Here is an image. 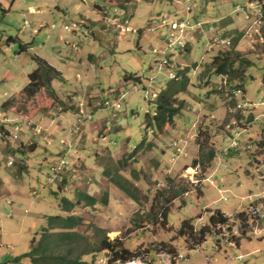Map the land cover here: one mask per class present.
I'll use <instances>...</instances> for the list:
<instances>
[{"label":"rangeland","instance_id":"rangeland-1","mask_svg":"<svg viewBox=\"0 0 264 264\" xmlns=\"http://www.w3.org/2000/svg\"><path fill=\"white\" fill-rule=\"evenodd\" d=\"M33 1L36 0H0V111L8 99L4 93L10 97L27 84V76L35 68V53L57 64L62 78L52 84L58 98L55 104L45 90H40L19 120L0 117V148L2 140L5 142L0 185L8 186L10 192L0 199V264H29L20 256L29 251L32 240L39 239L40 230L46 226L44 213L82 217L84 222L76 230L92 247L105 237L118 241L124 249L140 253L141 259L133 260L134 264H163L159 262L161 252L169 255V264H249L251 260H238L237 256L252 249L264 232L256 235L251 228H245L237 237L230 235L228 243L217 244L211 231L200 249L192 251L176 231L183 220L190 219L195 229L207 225L209 211L215 209L227 214L238 211L229 217L231 220L239 213L245 218L249 196L261 195L259 203L264 206V178H259L260 174L264 176V167L260 166L264 139V95L260 86L264 69V0H107L109 8L114 6L123 14L119 23L127 17V25L134 32L115 35L112 27L104 23L108 10L96 9L101 25L95 41L94 28L88 22L79 23L73 12L62 16L52 6H43L44 15H28L25 7ZM13 2V8L8 10ZM187 6L191 8L190 17L198 15V27L181 36L184 47L174 52V65L169 68L174 80L184 76L189 81L186 91L178 96L184 104L176 126L157 135L152 127H146L145 115L152 117L156 95L172 79L165 70L152 67L153 59L159 56L151 50L161 48L163 30L151 29L163 14L175 19ZM40 24L43 29L39 31ZM214 38H226L230 45H211ZM11 39L25 43L28 51L19 53L18 42ZM232 51L239 56L229 76L216 74L211 66L213 57L227 56ZM85 56L88 62L84 60L81 65L79 59ZM131 74L141 76L140 83L124 81V75ZM237 90L240 93L234 96ZM107 94L120 99L119 110L94 107ZM80 103L90 107V124L80 126L66 138ZM62 115L66 120L58 122ZM233 117L239 122L236 125L240 134L237 146L228 147L227 141L217 136L229 135L225 126ZM54 128L64 135L53 143ZM199 128L210 134L208 145L202 149L197 144ZM65 138V143L60 144ZM54 144L56 148H52ZM51 148L49 161L44 154ZM210 150L222 163L215 169L213 166L214 172L207 160ZM64 154L68 168L59 175L61 180L49 181L50 163ZM9 160L13 161L11 166L7 165ZM47 160L49 164L44 162ZM109 168L111 175L118 171L128 188L134 189L137 201L103 176V170ZM18 180L22 181L21 189L13 193L16 189L12 181ZM77 190L99 202L89 207L80 204L71 213L60 210L59 200H74ZM104 196L105 205L100 203ZM171 196L175 200L168 204ZM166 206L169 211L163 220L160 212ZM227 224L232 230L233 223ZM259 226L263 228L264 221ZM93 227L104 232L96 233ZM240 241L242 248L237 250ZM86 248V243L75 245L77 252ZM102 252L108 256L107 251H101L83 258L90 264H108ZM178 255L184 259L177 260Z\"/></svg>","mask_w":264,"mask_h":264},{"label":"trees","instance_id":"trees-1","mask_svg":"<svg viewBox=\"0 0 264 264\" xmlns=\"http://www.w3.org/2000/svg\"><path fill=\"white\" fill-rule=\"evenodd\" d=\"M264 9V6H263ZM18 42L19 53L24 52L26 44L19 40H13ZM234 56V58L232 57ZM239 53L232 51L227 56L215 55L213 57L211 66L214 72L218 75L229 76V71L232 70L234 63L238 62L237 57ZM32 60L35 64L34 70L27 76V84L20 90L18 94H13L2 103L1 107L4 112L13 111L18 115H24L27 110L28 103H32L40 90H45L49 99L53 104L58 102L57 95L52 88L54 81L61 79L60 72L51 66L44 59L33 56ZM141 76L136 75H124V81L133 80L135 82L141 81ZM188 79L184 76L182 80H172L165 84L162 88L156 100L153 103L154 111L152 117L148 114L145 115L146 127H152L153 131L157 135H161L164 131L170 127L176 126V118L183 107V101L178 99L180 93H184L188 86ZM261 89L264 95V69L262 71ZM210 138L209 131L198 129L197 144L200 149L208 145ZM201 139H203L201 141ZM201 141V143L199 142ZM136 149L133 152H136ZM215 156V152L210 150L207 160H212ZM119 163V162H118ZM112 169V168H111ZM109 170H103V176L107 180L114 184L120 191L125 193L129 198L137 201V195L134 193V189L128 188L127 181L122 178L118 171H114L113 175ZM56 195V192H54ZM175 200V196H171L167 199V203L170 204ZM99 201L87 194L77 190L74 200H68L61 198L59 200L60 210L63 212L71 213L80 204H84L86 207L94 206ZM100 203L105 205L107 203V197L104 196ZM169 209L168 206L161 209L160 217L165 220ZM237 216V217H236ZM236 218H241L242 213L237 214ZM228 217L225 216L220 210H213V214L209 215L208 224L195 229L192 225V221L183 220L176 231L177 236L182 237L188 247L190 245H201L205 242V236L207 233L213 231V227L216 225H226L228 223ZM46 226L40 230L39 239L37 241L32 240L30 249L28 252L22 254L20 257L26 258L29 264H90L84 260V256L94 255L97 252L107 251L108 264H124L136 259H141V255L138 251L130 252L122 247L121 244L114 241H109L108 238H104L100 243L93 247L88 243L87 238L79 233L76 228L83 224L84 220L80 216L73 214L60 216V215H47L45 216ZM96 233H103V229L93 227ZM86 243L87 248L77 252L75 245L77 243ZM218 244V241L216 240ZM190 249V248H189ZM171 253H174L172 250ZM19 257V258H20ZM16 261L18 258H15ZM134 264V263H133Z\"/></svg>","mask_w":264,"mask_h":264},{"label":"built area","instance_id":"built-area-1","mask_svg":"<svg viewBox=\"0 0 264 264\" xmlns=\"http://www.w3.org/2000/svg\"><path fill=\"white\" fill-rule=\"evenodd\" d=\"M190 12L191 8L189 6L185 7L184 12L182 15L177 16L175 19H170L168 15L163 14L159 19L157 20V24L152 27L151 30L161 29L163 30V44L161 48L159 49H152L151 52L154 55H158L159 58L153 59V66L155 65L156 70L159 71L165 70L167 72V77L169 79H176L174 74L172 72H169V68L174 65V52H176L178 49H182L184 47L181 36L185 32H191L194 31L198 27V24L196 22L192 23L190 19ZM108 24L112 25L115 32L118 34H126L133 32V30L127 25L128 21L124 20L122 23H119L121 16L117 12L116 9L113 10V15L106 16L103 18ZM72 27L79 28L78 25L72 24ZM65 29H68L65 27ZM211 45H218L220 47H225L230 45V41L226 38H214L211 42ZM168 54V56H167ZM236 93H240L239 90L233 91V95L235 96ZM155 95V94H154ZM120 99H116L113 97L112 94H107L106 98L100 99L99 101L95 102L94 107H99V109H113V110H119L120 109ZM240 105H238V108ZM98 109V110H99ZM92 118V114L88 112L84 106L83 103H80L78 105V110L75 116V120L73 123V129H71L68 132V135L66 138L70 137L75 133L77 130H79V127L85 124H90ZM109 124L108 121L104 124L107 128V125ZM237 123L233 120L230 124H227L225 126V129L229 133L227 137L229 138L230 142L228 144V147H235L237 146L236 138H238L240 134V130L238 129L239 126L236 125ZM18 127H15V131H18ZM233 136V137H231ZM16 138V136H14ZM65 139H62L59 141L60 144H64ZM260 151H262L261 154V163L260 166L264 167V139L261 140V147ZM12 160H9L7 165H12ZM68 160L66 154L62 155L61 157H58L56 161L50 163L49 165V176L48 179L51 182H58L60 180V174L64 172L68 168ZM259 178H264L263 175L260 174ZM261 199V195H254L248 197V207L245 211V218H236L234 220H231V218H228V223L232 222L233 227L232 230L229 231L228 225H216L213 227L214 235L216 237V240L218 241V244L221 243H228V237L232 235V237L239 236L240 232L242 234V231L245 228H251V232L258 235L261 232H264V227H260V223L264 221V206H262L259 201ZM213 211L209 212V215H212ZM202 225V224H200ZM203 227V226H202ZM201 245H190V249L192 251H197L200 249ZM159 262L164 264H169L170 257L166 252H161L159 255ZM244 256H237V259H242ZM184 259L181 255L177 256V260Z\"/></svg>","mask_w":264,"mask_h":264},{"label":"crops","instance_id":"crops-1","mask_svg":"<svg viewBox=\"0 0 264 264\" xmlns=\"http://www.w3.org/2000/svg\"><path fill=\"white\" fill-rule=\"evenodd\" d=\"M98 1V3H94V2H92L91 0L90 1H87V0H72V1H66V2H63V1H61V0H41V1H38V0H36V1H33V2H35V3H30V5H27L26 7H25V11H26V13L28 14V15H38V16H41V15H44L45 13H44V10H43V6L45 7V8H48V9H50L51 8V6H52V8L54 9V11L55 12H57L58 13V15H62V16H66L67 14H69L70 12H73L75 15H77L78 16V21H79V23H82L83 25L84 24H86V22H88V24L92 27V28H94V31H93V40L95 41L96 40V38H97V36L99 35V26L101 25V18H100V13H98L99 11H97L96 9H106V12H107V10H108V13H111V10L114 8V6H112V7H110L109 8V4H111V3H109L107 0H97ZM15 2V1H14ZM14 2H13V4L12 5H10L9 6V8H8V10H11L12 8H13V6H14ZM91 2V3H90ZM7 2L6 1H2V4H6ZM65 3H69V6L68 7H66V5H65ZM2 4L0 3V7L2 8L3 6H2ZM45 4V5H44ZM38 6V7H37ZM84 8V9H83ZM87 8H90V10L88 11L87 10ZM66 10V11H65ZM119 11H120V9H118ZM121 12V11H120ZM41 19V18H40ZM199 19H198V15L197 14H193L192 15V17H191V21L192 22H196V21H198ZM154 22V21H153ZM105 23V22H104ZM81 24V25H82ZM43 29V26H42V24H40L39 25V31L40 30H42ZM142 35L143 34H141L140 36L142 37ZM157 37H159L158 36V34H156V39H157ZM159 41V40H158ZM21 42V41H20ZM155 43H157L156 42V40L154 41ZM160 42V41H159ZM159 42L157 43V44H159ZM162 42V41H161ZM137 48H140V46H139V44H137ZM28 51V49L27 48H25V51ZM35 55L36 56H38V57H40V58H42V59H44L46 62H48L51 66H53V67H55L59 72H60V74H61V76H62V69L59 67V66H57V64H54L52 61V63H50V61H48V59L46 60V56L44 55V56H42V54L40 53L39 55L38 54H36L35 53ZM87 56H88V58H90L91 56H93V55H90V54H87ZM87 56H85V57H83V58H81V59H79V61H80V64L81 65H83L85 62H84V60H87V62H88V58H87ZM91 58H94V56L93 57H91ZM35 65V64H34ZM62 78V77H61ZM260 86H261V83H260ZM20 92V91H19ZM18 92V93H19ZM17 93V94H18ZM4 97H7L8 98V95L6 94V93H4ZM89 98H92V95L91 96H89L88 98H87V102H88V99ZM84 99V98H83ZM2 105V104H1ZM92 105H93V102H92ZM89 109V110H88ZM86 110L87 111H90V107H87L86 108ZM218 111V110H217ZM225 112V111H224ZM223 112V114L221 115V116H224V113ZM6 117V118H8V120H19L21 117L18 115V114H15L13 111H7V112H4L3 110H2V107H1V111H0V117ZM219 112L217 113V118H219ZM213 117L214 116H210V119H213ZM61 119H63V120H66V118L62 115V116H60L59 118H57V120H58V122H61ZM231 120H234L235 122H237V123H239L238 121H236V119H235V117H233V119H231ZM241 124V123H240ZM241 126H243L242 124H241ZM24 127V126H23ZM220 133V132H219ZM51 134L55 137L54 139H52L53 140V143H54V141H55V139L57 138V137H60L62 134L64 135V132L62 131H60V130H58L57 128H54L53 130H52V132H51ZM23 135H25V136H27V134H26V132H23ZM217 137H223L225 140L224 141H227V146H228V144H229V140H226V137H227V135L226 134H219ZM62 138H64V137H62ZM228 139V138H227ZM21 141V140H20ZM22 141H24V140H22ZM49 141H51V139L49 140ZM4 140H2V145H1V148H0V158L4 155V153H5V146H4ZM11 147L12 148H15V146L12 144L11 145ZM39 148V147H38ZM37 148V149H38ZM44 148V146H42V149ZM52 148H56V145L54 144L53 146H52ZM49 149L48 150V152L46 153L45 152V154H44V156L50 161V157H49V154H51L52 153V151H53V149ZM44 150V149H43ZM44 157V158H45ZM45 158V159H46ZM217 159V153L215 154V156H214V158L211 160V165H212V167H211V169L213 168V166H214V169H215V167L217 166V167H220L221 165H222V163L219 161V160H216ZM2 160V159H1ZM44 161L45 163H47L48 162V164H49V161ZM27 164V163H26ZM28 167H27V169L25 170L26 171V174H28ZM190 169H192V168H190ZM211 169H208V171H210ZM214 169H212V171L214 172ZM18 173V172H17ZM22 174H24V172L22 173ZM13 183H14V185H13V188L14 189H16V191H14L13 193H16V192H18V190L19 189H21V182H19V180L18 181H12ZM32 194H33V192H32ZM9 196L10 195V192H9V188H8V186H4V185H0V199L2 198V197H5V196ZM6 196V197H7ZM5 199V198H4ZM2 200V199H1ZM2 202V201H1ZM7 202V201H6ZM9 204V203H8ZM221 211V210H220ZM222 213H224L228 218L229 217H231V216H233L235 213H237L238 211H234L232 214H227V213H225V212H223V211H221ZM47 215H49V214H46V213H44L42 216L44 217V220H45V216H47ZM252 242L251 241H248V244H251ZM255 246L254 247H252V249H250V250H247L246 251V253H244V254H241L242 256H244V258H248V261L249 260H251L250 261V263L249 264H264V236H260V237H258V238H256V240H255V244H254ZM231 246V244H229V247ZM242 248V243H241V241H240V243H239V245H238V247L236 248L237 250H239V249H241ZM175 249V248H174ZM173 249V251H175ZM103 254V256H104V258L106 259V253H104V252H102ZM253 258L254 259H256V260H253ZM17 262H19V261H17ZM137 264H142V263H140V262H137Z\"/></svg>","mask_w":264,"mask_h":264},{"label":"clouds","instance_id":"clouds-1","mask_svg":"<svg viewBox=\"0 0 264 264\" xmlns=\"http://www.w3.org/2000/svg\"><path fill=\"white\" fill-rule=\"evenodd\" d=\"M114 9L117 10V8H114ZM114 9H112V12H111V13H108V14H109L108 16L113 15V10H114ZM183 12H184V11H182V13H183ZM118 13H120V16H121V19H122V18L124 17L123 14H122L119 10H118ZM182 13H181V14H182ZM128 15H129V14H128ZM128 15H127V16H128ZM108 16H107V17H108ZM190 19H191V17H190ZM124 20H127V21H128V18L126 17ZM104 22H105L106 25H110V24H108L105 20H104ZM191 22H192V21H191ZM192 23H194V22H192ZM156 24H157V20H156ZM110 26L112 27V31H113V33H114L115 35H117V33L115 32L113 26H112V25H110ZM153 26H155V25H153ZM133 32H134V30H133ZM162 42H163V41H162ZM161 46H162V45H161ZM143 76H144V74H143ZM156 96H157V95H156ZM7 163H8V162H7ZM8 166H9V165H8ZM10 166H11V165H10ZM60 180H61V178H60ZM209 212H210V211H209ZM225 216H226V215H225ZM201 245H202V244H201ZM130 262H131V263H134L133 261H130ZM127 263H129V262H126V264H127ZM124 264H125V263H124ZM163 264H164V263H163Z\"/></svg>","mask_w":264,"mask_h":264}]
</instances>
